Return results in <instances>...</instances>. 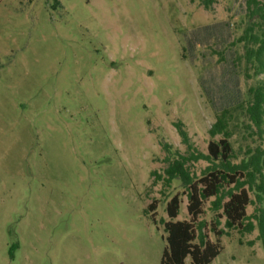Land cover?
<instances>
[{
  "label": "rangeland",
  "instance_id": "rangeland-1",
  "mask_svg": "<svg viewBox=\"0 0 264 264\" xmlns=\"http://www.w3.org/2000/svg\"><path fill=\"white\" fill-rule=\"evenodd\" d=\"M249 22L248 0H0V264H160L183 187L151 171L180 152L200 174L217 114L264 80ZM232 141L260 139L239 124ZM257 235H223L210 264H264Z\"/></svg>",
  "mask_w": 264,
  "mask_h": 264
},
{
  "label": "trees",
  "instance_id": "trees-1",
  "mask_svg": "<svg viewBox=\"0 0 264 264\" xmlns=\"http://www.w3.org/2000/svg\"><path fill=\"white\" fill-rule=\"evenodd\" d=\"M214 0H205L208 8ZM249 24L238 41L244 43V58L247 66L256 75L264 73V3L261 0H248ZM248 99L221 110L209 128L210 141L207 154H191L193 159H204L208 165L200 174L192 172L187 165L188 157L178 152L165 169L164 176L157 170L151 171L154 182L164 180L167 185L178 180L183 187L167 202L168 219L163 221L166 231V247L160 264H210L222 251L220 237L237 231L241 235L258 230L256 239L249 240L252 246L256 241L264 247V80H259L248 89ZM243 115L244 119L240 118ZM242 125L259 142L248 144L240 155L234 147L232 138L237 125ZM178 131L185 142L188 132L182 122H176ZM257 139V138H256ZM170 155H174L167 143L163 144ZM182 195L188 199V219H178L181 211ZM210 202V210L216 213L210 223L211 230L218 236L212 240L203 232L207 221L202 219L204 206ZM254 206L252 213L249 206ZM155 200L145 213L157 223ZM153 208L154 213H150ZM225 218V227L220 228ZM243 243V240H240Z\"/></svg>",
  "mask_w": 264,
  "mask_h": 264
}]
</instances>
